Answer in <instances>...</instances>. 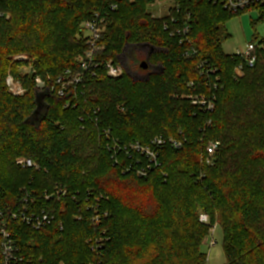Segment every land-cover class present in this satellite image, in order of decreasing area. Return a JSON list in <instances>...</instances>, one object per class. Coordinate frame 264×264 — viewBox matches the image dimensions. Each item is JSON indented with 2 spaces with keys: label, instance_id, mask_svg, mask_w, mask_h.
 <instances>
[{
  "label": "trees",
  "instance_id": "obj_1",
  "mask_svg": "<svg viewBox=\"0 0 264 264\" xmlns=\"http://www.w3.org/2000/svg\"><path fill=\"white\" fill-rule=\"evenodd\" d=\"M153 2L0 3L9 15L0 20V211L23 257L14 264H207L203 241L216 226L225 264H264V37L254 36L256 65L236 79L240 61L224 52V26L244 13L181 0L172 17L155 18L148 13ZM112 5L117 10L109 11L95 54L100 68L84 72L82 24ZM252 11L253 25L264 24V5ZM185 15L191 31L181 43L170 33ZM128 47L123 76L110 78L106 64L120 62ZM201 62L219 76L211 113L190 100L212 91L214 77L202 74ZM67 71L82 74V83L66 98L37 89V77L53 86ZM8 74L23 96L9 92ZM156 137L183 147L165 144L148 168L132 146ZM210 141L220 143L213 166L202 161ZM20 158L37 167L18 166ZM56 192L60 199H46ZM24 207L54 220L36 231L10 218ZM1 242L0 235V254Z\"/></svg>",
  "mask_w": 264,
  "mask_h": 264
},
{
  "label": "built area",
  "instance_id": "obj_2",
  "mask_svg": "<svg viewBox=\"0 0 264 264\" xmlns=\"http://www.w3.org/2000/svg\"><path fill=\"white\" fill-rule=\"evenodd\" d=\"M3 0H0V3ZM132 2L135 0H131ZM181 0H154V2L150 6L161 7L164 4H170V7L167 10V14L164 17H172L174 12H179ZM209 2H213L214 4H220L224 10L231 12L233 14L246 13L254 10V8L258 6L264 5V0H208ZM117 10V5H112L109 7V10L102 12H96L93 17L84 22L82 24L81 33L83 38L87 41L89 45V49L85 52L84 58L82 59L81 69L84 72L97 70L100 68V63L96 61L95 54L100 50L98 42L101 38L102 28L106 22V17L110 12H114ZM162 17V18H164ZM190 15H185L183 26L178 27L177 29L171 31L170 36H182L181 43H184L188 40V34L191 31V24L189 23ZM9 15L0 10V20L8 19ZM177 19L172 18L173 23H176ZM165 29H168V26H165ZM259 44L257 42H252L247 45L244 51H238L233 54L236 56L240 63L236 66L234 71V76L236 79L240 78L245 68H252L256 65L258 60L257 51L259 50ZM20 60H26L25 56L18 57ZM107 74L110 78L118 79L121 78L125 72L124 66L120 62H113L112 60L106 64ZM199 69L202 71V74L206 73V75H211L214 77L213 81H209L208 85L212 91L209 95H196L191 96L190 100L193 106L200 107L204 109L206 112H213L216 106V95L215 91L218 90L219 87V76H217V71L209 68L206 62H201L199 65ZM208 69V70H207ZM31 69H28V72ZM50 81V79H49ZM36 87L39 91H48L56 93L59 98H66L68 92L71 93L72 90H76L77 86L82 83V74L74 75L72 72L67 71L64 76L58 78L55 81L53 86H49L46 81L37 77L35 80ZM6 85L8 87L9 92L16 96H23L25 94L24 87L15 79L12 74H8L6 77ZM182 140L169 139L164 140L161 137H156L152 140L151 144L147 147H142L139 144H134L132 149L137 151L142 156H144L148 160V168L153 165H157V160L159 156L160 149L165 144H170L175 149H180L183 147ZM220 149V143L218 141H210L205 146L204 155L202 156V161L207 166H213L215 162V157L217 152ZM17 165L22 168H36V164L29 159L20 158L17 160ZM140 176L146 175V171H139ZM47 200L60 199V192H56L54 194L48 195L46 197ZM106 215V214H105ZM10 218L13 220L20 221L32 229L39 231L44 229L54 220L53 216H50L45 211L40 213L32 212L29 208L24 207L23 210L19 212H11L9 214ZM98 216L94 218L96 222H98ZM0 219L2 221L0 228V235L2 238L1 242V254H0V264H14L21 262L23 257L21 256L19 248L15 245L10 233L7 230V221L4 219L2 212L0 211ZM9 219V218H8ZM200 221L202 223H208L209 218L206 214H201ZM215 227L210 231L211 242L209 241L211 246L216 244L214 239ZM208 241V238H207Z\"/></svg>",
  "mask_w": 264,
  "mask_h": 264
},
{
  "label": "rangeland",
  "instance_id": "obj_3",
  "mask_svg": "<svg viewBox=\"0 0 264 264\" xmlns=\"http://www.w3.org/2000/svg\"><path fill=\"white\" fill-rule=\"evenodd\" d=\"M170 7V4H164L161 7L150 6L148 8V13L155 18H162L167 14V10ZM258 20L257 11H249L239 16H233L227 20L225 24V34L226 36L223 39V49L226 54L232 55L238 51H244L252 42H255L254 36L257 34L260 38L264 37V24L257 23L255 26L253 22ZM145 50V49H144ZM131 57V48L128 47L120 63L127 68V64L130 61ZM145 62V61H144ZM149 69V65H148ZM245 73H242L241 78H243ZM135 79H144L146 77L143 73H135L133 75ZM41 109H43L41 107ZM211 237L204 239L203 241V251L208 256L207 264H225L226 256L223 249V234L220 227H215L214 239L216 244L211 246Z\"/></svg>",
  "mask_w": 264,
  "mask_h": 264
},
{
  "label": "water",
  "instance_id": "obj_4",
  "mask_svg": "<svg viewBox=\"0 0 264 264\" xmlns=\"http://www.w3.org/2000/svg\"><path fill=\"white\" fill-rule=\"evenodd\" d=\"M141 68L143 70H147L148 69V64H147V61L143 62L141 64ZM42 100H43V95H39L38 98H37V101H38V108H41L42 107Z\"/></svg>",
  "mask_w": 264,
  "mask_h": 264
}]
</instances>
